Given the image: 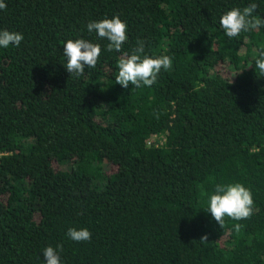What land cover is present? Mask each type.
<instances>
[{
	"label": "trees",
	"instance_id": "trees-1",
	"mask_svg": "<svg viewBox=\"0 0 264 264\" xmlns=\"http://www.w3.org/2000/svg\"><path fill=\"white\" fill-rule=\"evenodd\" d=\"M3 2L0 30L24 39L0 47V264H45L48 246L61 264H264V24L229 38L219 23L251 3L264 20V0ZM115 16L121 52L87 30ZM69 39L101 48L78 78ZM141 44L172 66L123 88L118 61ZM235 183L253 215L221 228L204 209Z\"/></svg>",
	"mask_w": 264,
	"mask_h": 264
},
{
	"label": "clouds",
	"instance_id": "clouds-1",
	"mask_svg": "<svg viewBox=\"0 0 264 264\" xmlns=\"http://www.w3.org/2000/svg\"><path fill=\"white\" fill-rule=\"evenodd\" d=\"M7 5L0 0V10L6 9ZM256 3H251L243 8H234L227 11L220 18V27L229 38L238 37L241 32H249L258 29L264 20L256 18L253 13L257 9ZM89 33L95 31L99 38L109 41L107 50L116 52L122 51V45L127 40V25L119 16L111 19L105 18L100 21H92L87 24ZM24 39L23 35L8 30H0V47L8 48L9 45L18 47ZM144 48L141 44L131 55L124 53L118 61V74L115 76L117 84L128 88L151 87L157 82V76L161 69H169L172 60L168 56L141 58ZM101 53L99 44L84 39H69L63 46V55L67 58L64 65L70 75L80 77L85 74L86 69L95 68ZM255 67L259 70L260 76H264V50H260L255 60ZM254 200L249 189L240 183L217 184L214 194L210 195L208 206L204 209L210 212L212 218L221 226H224L225 217L234 221L250 219L253 215ZM239 223L235 224L236 232L241 230ZM68 237L75 242L90 241L91 233L87 228L77 230L69 228ZM207 240V236L201 238ZM62 250V246H58ZM45 264H61L56 248L48 246L43 251Z\"/></svg>",
	"mask_w": 264,
	"mask_h": 264
}]
</instances>
